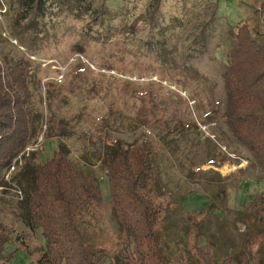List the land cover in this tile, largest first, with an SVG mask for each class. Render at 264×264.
I'll list each match as a JSON object with an SVG mask.
<instances>
[{"label":"rangeland","instance_id":"obj_1","mask_svg":"<svg viewBox=\"0 0 264 264\" xmlns=\"http://www.w3.org/2000/svg\"><path fill=\"white\" fill-rule=\"evenodd\" d=\"M13 9L0 0V61L22 59L28 67L37 114L33 161L49 158L62 142L82 170H96L105 204L88 222L90 240L116 252L121 237L107 201L105 168L99 167L108 147L146 142L169 202L158 225L166 264H197L186 238L198 231L216 258L238 250L252 232L262 241L264 264V222L240 213L264 190V169L226 123L223 78L235 24L247 22L264 36V0H165L159 10L187 21L174 29L169 45L177 54L165 50L164 63L155 53L121 48L120 37L116 46L87 40L78 53L68 17L58 28L45 23L37 32ZM201 32L203 47H189ZM225 164L228 172L221 170ZM15 168H8L0 187V224L11 239L7 246H17L9 264H35L44 240L20 218V194L10 183Z\"/></svg>","mask_w":264,"mask_h":264},{"label":"trees","instance_id":"obj_2","mask_svg":"<svg viewBox=\"0 0 264 264\" xmlns=\"http://www.w3.org/2000/svg\"><path fill=\"white\" fill-rule=\"evenodd\" d=\"M163 4L165 0H120L116 5L111 0H8L9 11L15 8V16L25 18L24 25L34 22L36 31L45 23L58 28L68 17L67 26L78 37L74 43L78 53L87 40L116 46L120 37L121 48L155 53L161 63L165 50L177 54L169 39L187 21L185 16L159 10ZM137 35L145 39H134ZM202 39V32L196 34L189 47H203ZM233 41L223 73L225 120L264 169V36L247 22L238 21ZM36 121L27 65L22 59L0 61V187L14 163L10 183L22 194L20 218L44 240L35 264H166L158 225L169 211V202L158 184L150 146L146 142L113 143L107 149L108 158L99 164L105 168L107 201L121 234L117 251L111 252L92 242L89 235V220L105 204L96 170H82L62 142L49 158L34 163L38 153L27 147L35 143ZM240 213L255 224L264 222V190L255 193ZM186 239L197 264H263L262 241L252 232H246L244 245L223 258L215 257L202 232ZM10 242L0 224V264H9L16 252L17 246H7Z\"/></svg>","mask_w":264,"mask_h":264},{"label":"built area","instance_id":"obj_3","mask_svg":"<svg viewBox=\"0 0 264 264\" xmlns=\"http://www.w3.org/2000/svg\"><path fill=\"white\" fill-rule=\"evenodd\" d=\"M37 137V136H36ZM38 141V140H37ZM37 145V142H36V139H35V143H33V144H31L30 146L32 147V148H34L35 146ZM29 146V147H30ZM29 147H27V150H31V149H29ZM20 156V155H19ZM18 156V157H19ZM20 163V162H19ZM6 178V177H5ZM7 180V179H6ZM17 192L20 194V198H21V196H22V194H21V191L20 190H17Z\"/></svg>","mask_w":264,"mask_h":264},{"label":"bare ground","instance_id":"obj_4","mask_svg":"<svg viewBox=\"0 0 264 264\" xmlns=\"http://www.w3.org/2000/svg\"><path fill=\"white\" fill-rule=\"evenodd\" d=\"M231 167H230V165H227V164H225L222 168H221V170H222V172L224 171H226V172H228L227 170H229Z\"/></svg>","mask_w":264,"mask_h":264}]
</instances>
